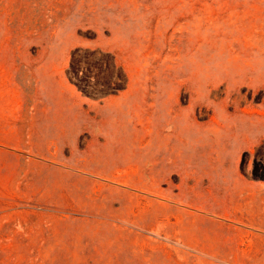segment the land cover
I'll list each match as a JSON object with an SVG mask.
<instances>
[{
	"label": "rangeland",
	"instance_id": "374dc122",
	"mask_svg": "<svg viewBox=\"0 0 264 264\" xmlns=\"http://www.w3.org/2000/svg\"><path fill=\"white\" fill-rule=\"evenodd\" d=\"M0 264H264V0H0Z\"/></svg>",
	"mask_w": 264,
	"mask_h": 264
}]
</instances>
